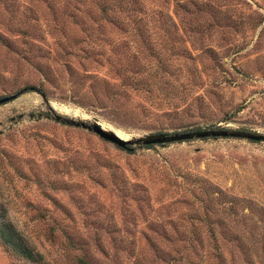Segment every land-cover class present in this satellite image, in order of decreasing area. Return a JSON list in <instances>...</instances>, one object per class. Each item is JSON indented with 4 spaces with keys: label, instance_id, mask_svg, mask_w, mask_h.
I'll return each mask as SVG.
<instances>
[{
    "label": "rangeland",
    "instance_id": "rangeland-1",
    "mask_svg": "<svg viewBox=\"0 0 264 264\" xmlns=\"http://www.w3.org/2000/svg\"><path fill=\"white\" fill-rule=\"evenodd\" d=\"M128 1L0 0V218L49 264H264V143L37 118L264 134V0Z\"/></svg>",
    "mask_w": 264,
    "mask_h": 264
},
{
    "label": "water",
    "instance_id": "water-1",
    "mask_svg": "<svg viewBox=\"0 0 264 264\" xmlns=\"http://www.w3.org/2000/svg\"><path fill=\"white\" fill-rule=\"evenodd\" d=\"M27 90H22L19 93L0 98V105L16 100L20 95L24 94ZM45 100V99H44ZM47 104L49 102L45 100ZM53 117L50 115L42 116L39 115L37 118L52 119L55 122L67 125L70 127L81 128L85 131L95 134L102 140H105L111 144H114L122 149H131V147H149V146H162L171 145L175 143H183L192 140H203V139H241L248 140L251 142L264 143V134L251 133L237 130H226V129H215L205 131H194V132H183L174 134H151L143 137H137L135 139L123 140L116 135L115 132L105 129L101 124L96 121H76L67 119L62 116L56 115L55 111L50 110ZM31 118H34L32 116Z\"/></svg>",
    "mask_w": 264,
    "mask_h": 264
},
{
    "label": "trees",
    "instance_id": "trees-1",
    "mask_svg": "<svg viewBox=\"0 0 264 264\" xmlns=\"http://www.w3.org/2000/svg\"><path fill=\"white\" fill-rule=\"evenodd\" d=\"M97 5L104 18L110 17V15L115 12V9L118 8H124V10L129 9L131 12H136L134 7L129 6L128 0H97ZM121 12L122 11H120V13ZM121 17L122 15L120 14L119 18ZM40 91L42 92V90ZM143 148L153 149L155 146ZM0 244H2L17 260L22 261L24 264H49L45 260V257L36 250L27 235L17 231L11 222H7L2 218H0ZM250 253L252 252L249 250L246 251V254Z\"/></svg>",
    "mask_w": 264,
    "mask_h": 264
},
{
    "label": "bare ground",
    "instance_id": "bare-ground-1",
    "mask_svg": "<svg viewBox=\"0 0 264 264\" xmlns=\"http://www.w3.org/2000/svg\"><path fill=\"white\" fill-rule=\"evenodd\" d=\"M78 112H75V115L77 114ZM84 118H87V115L86 114H81ZM117 136H119L121 139L123 140H128L126 136H123L121 134H116Z\"/></svg>",
    "mask_w": 264,
    "mask_h": 264
}]
</instances>
